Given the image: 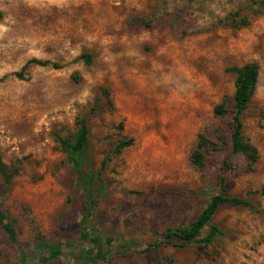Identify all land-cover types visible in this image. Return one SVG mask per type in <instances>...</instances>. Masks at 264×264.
<instances>
[{
	"label": "rangeland",
	"instance_id": "obj_1",
	"mask_svg": "<svg viewBox=\"0 0 264 264\" xmlns=\"http://www.w3.org/2000/svg\"><path fill=\"white\" fill-rule=\"evenodd\" d=\"M261 1L0 0V157L19 169L8 186L0 178V211L19 242L0 227V264H18L23 245L39 239L70 247L28 264H264ZM32 59L49 64L24 69ZM250 62L258 81L241 120L258 151L252 167L230 149L229 68ZM222 103L228 113L216 117ZM79 117L89 127L84 169L103 186L80 227L84 198L57 140ZM199 134L219 146L203 169L190 161ZM221 175L226 194L253 208L221 205L200 233L218 228L207 245L161 243L168 228L196 219Z\"/></svg>",
	"mask_w": 264,
	"mask_h": 264
},
{
	"label": "trees",
	"instance_id": "obj_2",
	"mask_svg": "<svg viewBox=\"0 0 264 264\" xmlns=\"http://www.w3.org/2000/svg\"><path fill=\"white\" fill-rule=\"evenodd\" d=\"M264 7V0L261 1ZM82 58L87 64L91 63L92 56L89 53H83ZM29 64H36L45 66L49 63L47 61L32 59L29 60L24 69ZM50 66L54 69L59 68L58 64L52 63ZM236 77L234 79V93H233V110L230 133V149L233 154H240L246 160L249 166H253L258 161V151L254 145L246 141L242 134V114L246 110L253 93L256 89L259 66L254 62L245 63L240 67L229 68ZM17 77H22L21 72L15 73ZM228 113L224 104L216 105L213 109V115L216 117H223ZM75 132L70 138L58 137V143L66 153L68 163L71 165L72 171L76 177L75 185L82 193L84 198V216L79 223V227L83 226L86 217L91 214L94 204V193H101L103 190L102 182L98 173L86 171L84 163L87 159L88 141H89V127L84 117L77 118ZM131 140L121 141L114 148L115 153H119L125 147L131 145ZM219 146L217 143L199 134L195 147L191 151L190 161L198 169H203L205 165V154L208 151H217ZM103 169V168H102ZM19 169L16 166L7 167L0 157V178L6 186L10 185L12 179L18 174ZM260 195L264 197V186L259 191ZM239 205L243 207L253 208V204L242 197L228 196L225 192V177L219 176L217 179V192L209 199L208 203L201 210L199 215L187 227L183 228H168L163 234L161 243L165 245L176 244L171 242V239L178 238L182 241L181 246L185 243L193 242L197 244H209L213 238L219 233L215 225H210L208 233L201 238L200 233L202 229L209 225L214 214L218 208L223 204ZM0 227L7 235L9 241L13 244H19L18 237L14 226L6 219L3 212L0 211ZM81 241V240H80ZM79 242L76 240L71 243V248L76 249ZM157 245V244H154ZM132 246L129 242L125 247ZM67 246L65 242H58L49 244L46 240H36L32 244H24L23 251L19 253L18 264H28L34 260L45 262L52 257H64Z\"/></svg>",
	"mask_w": 264,
	"mask_h": 264
}]
</instances>
